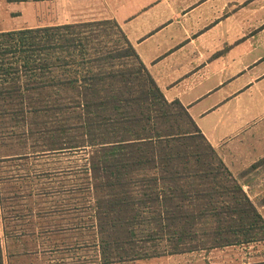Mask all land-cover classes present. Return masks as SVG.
Returning <instances> with one entry per match:
<instances>
[{"label":"trees","instance_id":"1","mask_svg":"<svg viewBox=\"0 0 264 264\" xmlns=\"http://www.w3.org/2000/svg\"><path fill=\"white\" fill-rule=\"evenodd\" d=\"M108 24L139 61L142 84L108 68L110 54H124L103 47ZM67 151L79 156L62 174L81 180L107 263L264 241V217L244 185L114 20L0 31V174L7 162ZM10 178L0 176V206L10 197L2 182L16 186ZM2 255L0 239L1 263Z\"/></svg>","mask_w":264,"mask_h":264},{"label":"crops","instance_id":"2","mask_svg":"<svg viewBox=\"0 0 264 264\" xmlns=\"http://www.w3.org/2000/svg\"><path fill=\"white\" fill-rule=\"evenodd\" d=\"M53 4L60 18L56 24L116 21L165 97L187 108L216 149L239 148L264 125V0H54ZM23 27L35 26L0 31ZM54 252L59 255L54 261L89 259L62 264H250L264 260V243L111 263L102 260L99 249L95 255ZM0 264L11 261L3 258Z\"/></svg>","mask_w":264,"mask_h":264},{"label":"rangeland","instance_id":"3","mask_svg":"<svg viewBox=\"0 0 264 264\" xmlns=\"http://www.w3.org/2000/svg\"><path fill=\"white\" fill-rule=\"evenodd\" d=\"M7 2L13 3L8 6L6 0H0V29L60 22L58 14L54 13V0H7ZM62 9L68 16V3H64ZM108 25L109 30L103 35V47L113 54H115L113 50L117 48L124 49V54L120 57H112L110 54L108 68L133 72L136 82L142 84L145 73L140 69L139 61L128 55L127 45L116 27ZM217 151L244 185V189L264 217V125L260 130L251 132L239 148L234 150L229 147L220 148ZM78 154L67 151L49 153L44 155L46 157L31 156L27 160L15 158L16 160L4 165L0 176H10L9 182L16 185L11 189L8 188L7 180L2 182L4 196L10 197L5 205L0 206L2 256L5 260L7 258L11 261V264H22L21 260L31 264H37V261L42 264L84 262L89 259L54 261L59 258V255L54 254V250L58 252L71 250L93 255L98 251L93 245L95 239L93 230L88 227L92 224L86 210L89 207L81 203V200L85 199L77 192L81 180L77 181L74 175L68 172L62 174L61 171L72 168ZM44 170H49L51 176L44 175ZM76 222L87 226V229L75 230L73 224ZM77 242H88L92 246L83 244L86 246L76 248ZM55 245L58 246L57 249Z\"/></svg>","mask_w":264,"mask_h":264}]
</instances>
